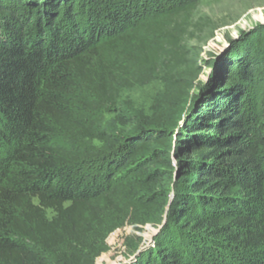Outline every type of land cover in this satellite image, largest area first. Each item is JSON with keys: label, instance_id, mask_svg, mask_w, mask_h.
Wrapping results in <instances>:
<instances>
[{"label": "trees", "instance_id": "1", "mask_svg": "<svg viewBox=\"0 0 264 264\" xmlns=\"http://www.w3.org/2000/svg\"><path fill=\"white\" fill-rule=\"evenodd\" d=\"M203 1L0 0V264H96L111 213L159 230L123 264H264V25L196 85L176 70ZM159 75L127 134L74 117Z\"/></svg>", "mask_w": 264, "mask_h": 264}, {"label": "rangeland", "instance_id": "2", "mask_svg": "<svg viewBox=\"0 0 264 264\" xmlns=\"http://www.w3.org/2000/svg\"><path fill=\"white\" fill-rule=\"evenodd\" d=\"M189 24V33L184 43L185 60L176 73L192 82L195 70L200 69L196 80V85H199L207 80L210 82L213 70L208 63L222 57L230 49L231 40L239 41L245 32L251 33L256 27L264 25V0H205L199 4ZM165 91V78L159 75L150 83H137L133 88L122 91L117 107L95 110L86 107L84 103L97 105L101 98L81 90L75 97L74 117L79 121L103 120L102 130L118 137L132 130L124 117L153 115L162 110L161 98ZM85 145L100 149L104 144L87 140ZM106 225L102 235L106 237L108 250L96 259V264H121L132 254L133 244L141 242L139 248L144 250L152 245V240L158 233L152 225L138 231L129 223L128 218L112 213L106 216ZM132 261L134 257L128 263Z\"/></svg>", "mask_w": 264, "mask_h": 264}, {"label": "water", "instance_id": "3", "mask_svg": "<svg viewBox=\"0 0 264 264\" xmlns=\"http://www.w3.org/2000/svg\"><path fill=\"white\" fill-rule=\"evenodd\" d=\"M233 41H236V40H234V39L231 40V41H230V44H231V45H232ZM210 68H211V67H210ZM210 80H211V79H210ZM208 83H209V81L207 80V81H204V82L199 83V85L201 84L202 87H204V86H206ZM196 90H197L196 92H193V93L195 94V104L197 103V101H198L199 98L201 97L202 88H200V89L197 88ZM193 103H194V102L191 100V101H190V104L194 105ZM190 104L188 105V109L190 108ZM188 109L186 110V112H185L184 115L182 116L181 122L184 121V119L187 117V115H188V114H187ZM158 231H159V230H158ZM158 231H157V232H158ZM133 257H134V256L128 258L127 261L122 262V264H123V263H126V262H129L131 259H133Z\"/></svg>", "mask_w": 264, "mask_h": 264}]
</instances>
